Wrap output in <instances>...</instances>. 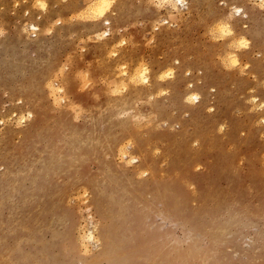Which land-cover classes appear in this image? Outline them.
Masks as SVG:
<instances>
[{"label":"rangeland","instance_id":"1","mask_svg":"<svg viewBox=\"0 0 264 264\" xmlns=\"http://www.w3.org/2000/svg\"><path fill=\"white\" fill-rule=\"evenodd\" d=\"M93 1L0 0V264H264V0Z\"/></svg>","mask_w":264,"mask_h":264},{"label":"bare ground","instance_id":"2","mask_svg":"<svg viewBox=\"0 0 264 264\" xmlns=\"http://www.w3.org/2000/svg\"><path fill=\"white\" fill-rule=\"evenodd\" d=\"M112 1L113 0H94L93 1V3L91 4L92 6L91 7H89L88 8V10H89V12H90V14H91V17L90 18H92V17H96V18H102V17H105V15L110 11V8H111V4H112ZM163 2H165V3H169L170 2V0H163ZM177 2H179V3H181V4H183L182 2H183V0H175V4L177 3ZM41 3V2H40ZM172 3L173 2H171V3H169L170 5H172ZM163 4V3H162ZM173 5L174 6V8L173 9H175L176 8V5ZM44 5V4H43ZM90 5V4H89ZM173 6H171V7H173ZM39 8V7H38ZM88 16V15H87ZM96 20V19H95ZM109 19H107L106 18V21H108ZM221 25V24H220ZM225 29V28H224ZM219 30V29H218ZM229 30V29H228ZM228 30H226V31H228ZM224 31V30H223ZM230 31V30H229ZM228 31V32H229ZM228 32H224L225 34H228ZM213 33V32H212ZM230 33V32H229ZM242 39V38H241ZM245 40V39H244ZM234 41V40H233ZM236 41V40H235ZM240 41V40H239ZM238 41H236V44L238 45H245L243 42H239V43H237ZM233 44V43H232ZM235 44V43H234ZM230 47V46H229ZM233 54V53H232ZM230 55V54H229ZM226 58V57H225ZM230 59H231V57H230ZM235 60H236V58H235ZM231 62H233L232 60H231ZM229 63V62H228ZM229 65H231V64H229ZM143 66V65H142ZM224 67V66H223ZM164 71H168V70H164ZM138 73V72H137ZM165 73V72H164ZM124 74V73H123ZM166 74V76H170V75H172L173 74V72H171V70H169L168 71V73H165ZM135 76V75H134ZM133 76V77H134ZM137 76H139V78L141 79V81L142 82H147V80H148V75H147V73H146V71L145 70H141V71H139V73L137 74ZM135 78V77H134ZM138 81V80H137ZM194 94V93H193ZM198 94H200V93H198ZM197 93H195L194 95H189L187 98H189L190 97V99H192V100H198L199 99V95H198ZM189 100V99H188ZM190 102V101H189ZM89 236H91V235H89Z\"/></svg>","mask_w":264,"mask_h":264}]
</instances>
